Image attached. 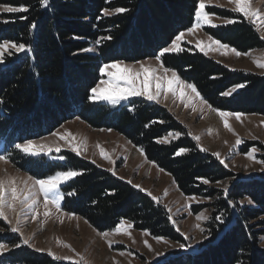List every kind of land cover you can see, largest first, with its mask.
Segmentation results:
<instances>
[{
  "label": "trees",
  "instance_id": "obj_1",
  "mask_svg": "<svg viewBox=\"0 0 264 264\" xmlns=\"http://www.w3.org/2000/svg\"><path fill=\"white\" fill-rule=\"evenodd\" d=\"M0 4L28 9L0 23V43L30 48L0 65V139L7 142L6 158L13 165L40 179L57 171L80 172L62 186L63 210L82 217L100 232L115 229L123 220L133 230L184 243L168 210L129 182L72 152L62 153L63 162H52L47 157H27L15 147L50 134L74 116L91 127L114 130L139 147L147 161L169 174L186 196L214 199L208 226L211 238L205 249L165 264H264V250L258 247L264 231L257 232L253 226L260 219L264 226V178L259 185L235 184L227 194L214 190L203 180L217 184L231 173L214 156L201 151L167 110L143 98L117 109L91 99L102 66L157 56L178 33L192 28L195 0H49L47 6L41 0H0ZM116 8L126 11L105 15ZM209 10L234 19V23L205 29L220 43L241 53L264 48V40L244 18ZM95 43L100 44L98 53H86ZM160 59L194 85L212 108L264 115V75L232 71L191 49L165 53ZM239 85L244 87L233 96L222 95ZM172 133L180 136L164 142ZM70 192L74 194L68 195ZM244 197L255 206L238 205ZM232 204L238 207L236 215ZM0 241L12 247L0 257V264H63L21 246L12 233H0Z\"/></svg>",
  "mask_w": 264,
  "mask_h": 264
},
{
  "label": "rangeland",
  "instance_id": "obj_2",
  "mask_svg": "<svg viewBox=\"0 0 264 264\" xmlns=\"http://www.w3.org/2000/svg\"><path fill=\"white\" fill-rule=\"evenodd\" d=\"M195 1L198 7L200 0ZM4 6L9 5L0 4V23L8 22L7 18L9 16L22 13L4 12ZM234 7L235 5L230 3L229 0H205V11L210 13L211 24H215L216 27L228 25L229 23H226V21H234V19L220 17L210 11V8L232 12L234 15L242 17L252 24L249 19L234 11ZM251 7L259 10L262 17H264V0H251ZM107 12L110 14H105L106 16H113L117 13L116 11ZM195 24L196 19L192 28H194ZM216 27L205 24L202 28L195 29L191 33H189V29L181 31L180 33L183 32L185 35L178 42L179 47L183 50L191 49L192 51L203 54L207 53L205 55L232 71L264 75V68L257 67L256 63L253 62L254 60H258L264 63V48L248 52L251 55L245 53L239 57L226 49H219L216 45H212L211 49H209L207 47L211 44L209 37L212 39L215 38L207 34L205 29ZM258 33L261 37L264 36V25L261 26ZM99 45V43L93 44L90 48L92 51H87L86 53H98ZM171 45L172 43L165 48H170ZM202 48L203 51L201 50ZM160 52L161 50L157 56ZM177 52L180 51H170L167 53ZM222 52H226L227 54H221ZM22 53L23 51L17 52L16 49L9 48L7 51H4L2 58H0L3 61L0 65H6L7 58L15 59ZM161 63V59L158 61L156 56L140 61L119 60L108 63V65L118 64L119 68L105 69L103 73L100 72L101 79L95 87L99 85L104 89L100 95L107 96L112 94L113 86L110 84H101V81L109 80V72L122 74L121 70L125 66L131 68L133 72H138L141 64H143L145 67L157 69L158 71L155 75L163 76V69L160 67ZM163 67L166 68L164 65ZM175 73L185 85L190 84L182 80L177 72ZM171 75L172 72L167 73L169 78H171ZM143 79L144 77L141 75L139 79L134 81L137 87H143ZM155 83L156 81L150 78L149 91H155ZM234 88L235 91H232L233 88L227 91L231 93L227 97L233 96L240 90V87ZM183 91L185 93L183 102L178 98V95L174 97L171 92L167 93L166 98L164 93L161 92L160 103H156L155 101L150 102L167 110L177 122L181 123L187 129L192 138L199 137L198 142L194 140L200 148L206 149V153L215 158L214 153H219L220 159H216L219 162L220 160L224 161V164H222L223 167L232 176L217 184L207 183V185L214 190H220L226 194L230 192L235 184L248 185L254 183L259 185L261 183L260 180L264 178V163L257 162L264 161V115L243 114L240 121L236 120L235 116L226 117L231 128V131H229L224 127L223 120L216 112L210 111V105L201 95L199 98L196 97L186 87ZM121 92H129V89L124 87L123 81H121ZM136 98L145 99L144 96H132L129 94L128 99L120 100L117 104L113 105L108 100H93L91 92L93 102L106 104L114 109L129 104V102ZM145 100L149 101L147 99ZM66 133H71V136L65 135ZM175 134L172 133L163 141L169 142L180 136V134ZM60 136H65V139H60ZM72 137H75L74 141ZM238 138L242 143L237 146L236 140ZM29 141L34 142L37 147L41 144L51 147L53 151L48 155L42 152L39 156H30L18 149L27 157H47L52 162H63L64 160H60L58 157L67 151L76 154L71 150V145H76L81 152L80 155L76 154L78 157L93 163L98 168L110 174L115 172V176L126 182L131 181L130 184L133 186L139 185V188H135H142L147 194L151 193L150 196L152 198H158V200H155L168 210L177 230L184 238V243L167 238H160L158 241L157 238L151 236L148 232L136 231L132 227L128 229L129 234L127 235L123 233L112 234L114 229L107 231L109 233L107 237L99 235L98 233L103 232L95 229L85 219L74 214L66 213L63 210L64 195L62 193V186L75 177L59 186V192L63 195V199L60 200V210L57 211L56 207L50 202L48 204L49 216L45 217V197L39 193L38 189H33L32 181L29 180V177L36 178L13 165L4 156L5 144L0 142V156L6 158V160H0V179L15 180L18 190H22L24 195H27L29 190H33L34 199L36 200L34 210L29 207L31 203V200H29L24 205H18L16 213L5 209L8 217L7 220L0 218V221L6 227L0 224V233L8 232L16 235L20 240L21 246H26V248L38 254L48 255L53 260L63 264H73V261H80V264H165L179 258L178 256L182 254L200 253L207 246L211 238V230L208 226L211 221V204L214 202V199L204 196H186L178 189L169 174L161 171L155 164L147 161L142 150L120 133L114 130L91 127L86 122L74 116L64 123H61L50 134L18 144H26ZM98 145L99 147H97ZM57 147L60 148L59 153L55 151ZM100 148L104 149L109 159H104L101 156ZM253 148L256 149L255 153H252L254 159H249V153H251ZM225 164L227 167H225ZM25 181H27V187L25 186ZM189 197H194V199H188ZM51 199L52 197H49L50 201ZM238 203L241 206H255L248 197L242 198ZM194 207L199 208L195 211L193 210ZM232 208L236 215L239 212L238 207L232 204ZM37 213L38 215H36ZM34 216L35 218H33ZM261 220L253 222V226L257 232L264 231V226L259 223ZM127 224L128 222L125 223V228H127ZM12 227H17L19 231L13 233L11 231ZM24 240H28V244H25ZM109 241L111 242V247H109ZM0 244L6 245V248L0 251L1 257L6 252L11 251L12 247L8 246L4 241H0ZM65 245L70 247H65ZM181 245H184V247H181ZM258 247L264 250V234L258 238ZM49 251L54 254L56 259L48 254ZM81 257H83L82 261L80 260Z\"/></svg>",
  "mask_w": 264,
  "mask_h": 264
},
{
  "label": "snow or ice",
  "instance_id": "obj_3",
  "mask_svg": "<svg viewBox=\"0 0 264 264\" xmlns=\"http://www.w3.org/2000/svg\"><path fill=\"white\" fill-rule=\"evenodd\" d=\"M41 2L44 6H47L49 0H41ZM229 2L235 5L234 11L240 13L242 16L249 19L251 23L253 24V26L256 28V30L260 31L261 26L264 25V17H262L259 10H255L251 7V0H229ZM3 11L8 12V13L27 12L28 9L26 7L4 6ZM115 11L117 13H121V12L126 11V9L116 8ZM105 14L108 15L110 13L105 11ZM195 19H196V24L194 28L189 29V33L195 31V29L202 28L205 24H208L211 27H216L215 24H211L210 13L205 11V0H200L199 6L197 7L195 11ZM226 23L230 24V23H234V21L227 20ZM32 27L34 28L35 25L33 24ZM184 35L185 33L183 32L177 35L175 37V40L172 42L171 47L162 49L160 54L156 56V59L159 61L161 56H163L165 53L170 52V51H182L183 49L179 47L178 42L181 41ZM261 38L264 39V36H262ZM209 39L211 40V44L207 46L209 49H211L212 45H216L219 49H226L227 51L234 53L237 57L245 54V53H241L235 48H231L227 44H222L218 40L212 39L211 37H209ZM9 48H14L16 49L17 52L30 51V48H26L24 44L17 45L16 43H10L8 41H4L3 43H0V58H2L4 51H7ZM201 50L203 51V48ZM87 51H92V49H88ZM221 54H227V53L222 52ZM248 55H251V54L248 53ZM2 62H3L2 59H0V63ZM253 62L256 63L257 67L264 68V63L258 60H254ZM160 67L161 69H163V73H164L163 76L155 75V73L158 71L157 69L145 67L143 64H141L140 70L138 72H133L132 69L127 66H125L121 70L122 74L109 72L108 73L110 77L109 80L101 81V84L112 85L113 93L107 96L100 95V93L103 92L104 89H102L98 85L97 87L91 89L92 99L93 100H102V99L108 100L111 104L115 105L120 100L128 99V96L130 94L132 96H144V98L149 101H155L156 103H160L161 92L164 93L165 98L167 97V93L171 92L174 97H177L178 95V98L181 99V101L183 102L184 97H185V93L183 89L185 87L190 89L191 92L194 93L195 96L199 98L200 94L197 92L196 87L194 85L192 84L185 85L184 82L179 79V77L176 75L174 71L168 68H164L163 63H161ZM115 68H119V65L118 64H111V65L106 64L104 68L101 69V72L103 73L105 69H115ZM169 72H172L171 78L167 76V73ZM141 75L144 77L142 81L143 87L139 88L136 86L134 81L139 79ZM150 78L156 81L154 92L149 91ZM121 81H123L124 87L129 89V92H121ZM165 83H166V87H165ZM177 86H179V88H177ZM239 87H244V85H239ZM232 91H235V88H233ZM230 94H231L230 92L222 93V95L224 96H229ZM209 109L210 111L216 112V114L223 120L224 127L227 128L229 131H231V128H230V125L226 117L235 116L236 120L240 121L243 115L242 113H230V112L219 111L217 109L211 108V106H209ZM65 135L71 136V133H66ZM175 135H179V133H176ZM60 139H65V136H60ZM193 139L197 140V142L199 141V137H193ZM72 140L74 141L75 137H72ZM241 143L242 141L238 138L236 140L237 146L240 145ZM15 147L19 149L21 152L27 155H30V156H39L41 155L42 152L43 154L48 155L53 151L51 147H47L46 145H43V144L37 147L32 141H29L26 144H16ZM97 147H99V145ZM71 150L75 152L77 155L81 154L79 147L76 145H71ZM200 150L206 151V149L204 148H201ZM55 151L59 153L60 148L59 147L55 148ZM181 151H186V150L182 149ZM255 151H256L255 148L251 150V153H249V156H248L249 159H254V156L252 155V153H255ZM100 154L104 159H109L108 155L105 153L103 148H100ZM214 155L216 156L217 159H220L219 153H214ZM58 159L65 160L66 157L59 156ZM0 160H6V158L3 156H0ZM257 162L264 163V161H257ZM220 163L224 164V161L220 160ZM225 167H227L226 164H225ZM78 175H81V173L78 171L66 170V171H57L55 172V174L50 175L45 179H40V178L33 179L32 177H29V180L32 181L33 189H38L39 193L43 194V196L45 197L44 199V207H45L44 216L45 217L49 216L48 204L50 202L56 207L57 211L60 210V200L63 199V195H61L59 192V186L62 183H65L68 180ZM113 175H115V172H113ZM129 183H131V181H129ZM203 183H209V181L207 179H204ZM25 186L27 187V181H25ZM134 187L139 188L140 186L134 185ZM140 190L145 191L142 188ZM73 194L74 193L72 192L68 193V195H73ZM149 195H151V193H149ZM49 197H52L51 201L49 200ZM153 199L158 200V198L156 197H153ZM188 199H194V197H189ZM29 200H31L29 207L33 208L34 210V205L36 204V200L34 199L33 190H29L28 194L24 195L22 190H18L15 180L0 179V218L7 220L8 217L6 215L5 209H8L12 211L13 213H16L17 206L24 205ZM36 215H38V213ZM33 218H35V216ZM198 219H200V217H198ZM125 223L127 222L122 220L120 225L117 226L113 230L112 234H121V233L126 234V235L129 234L128 229H130L132 225L131 223H128L127 228H125L124 227ZM11 231L13 233H16L19 231V229L17 227H12ZM98 234L103 237H107L109 235L108 232L98 233ZM145 235H147V233H145ZM157 239L159 241L160 238H157ZM24 243L28 244V240H24ZM108 243H109V247H111V242L109 241ZM16 247H19V245L17 244ZM65 247H70V246L65 245ZM181 247H184V245H181ZM5 248H6L5 244H0V251H3ZM48 254L50 256H53L54 259H56V257L51 251H49ZM65 259H69V258H65ZM80 260L82 261L83 257H81ZM73 264H80V261H73Z\"/></svg>",
  "mask_w": 264,
  "mask_h": 264
}]
</instances>
